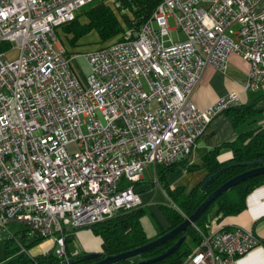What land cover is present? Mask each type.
Returning a JSON list of instances; mask_svg holds the SVG:
<instances>
[{
  "label": "built area",
  "instance_id": "1",
  "mask_svg": "<svg viewBox=\"0 0 264 264\" xmlns=\"http://www.w3.org/2000/svg\"><path fill=\"white\" fill-rule=\"evenodd\" d=\"M92 1L0 0V237L25 253L24 239L51 240L63 262L70 230L141 207L134 184L146 166L187 161L210 122L241 103L230 91L194 104L207 66L225 72L237 54L249 63L242 91L264 87V0H162L134 36L69 54L57 31ZM80 56L85 85L71 62ZM212 225L179 264H237L262 243Z\"/></svg>",
  "mask_w": 264,
  "mask_h": 264
},
{
  "label": "trees",
  "instance_id": "2",
  "mask_svg": "<svg viewBox=\"0 0 264 264\" xmlns=\"http://www.w3.org/2000/svg\"><path fill=\"white\" fill-rule=\"evenodd\" d=\"M116 1L118 6L115 8L102 0H93L83 6L75 19L62 27L66 33L71 34L69 43L75 46L80 38L92 30L96 31L101 42H111L118 39L125 29L134 36L162 0ZM80 12L87 18L86 23L80 22ZM8 49L9 44L0 43V52ZM254 105L255 101L249 104L240 103L236 106L229 107L224 112L232 124L238 126L252 118L258 112ZM223 147H230L233 152V157L228 162L220 163L217 160V156ZM257 161L264 163V128L260 127L239 134L232 142H224L208 150L202 157L201 165H189L185 161H181L163 167L158 173L157 178L163 191L170 199L171 204H161L159 208L168 221L169 227L167 229H161L156 237L183 222L216 188L232 177L256 167L257 164L255 162ZM241 163L244 164L241 165ZM200 167L207 170V176L214 173V176L208 181V184L203 190L201 186L206 178L186 196L183 195V187H172L166 181V173L168 172L179 168L193 171ZM263 183L264 173L250 177L230 187L220 194L193 224L189 225L184 232H181L175 238L140 255L126 258L113 264H143L141 263L142 261L163 253L179 237L185 235V240L172 254L160 261L150 263L179 264V261L189 255L193 250L187 242L188 235L192 237L195 245H200L201 236L197 228L206 232L212 225L213 216H217V219H220L223 216L240 212L245 206L247 194ZM212 210H214L213 215L209 214ZM146 212L147 209L139 207L130 212L120 213L113 218L86 227L94 235L101 238L102 250L100 257L97 259L81 260L80 257L84 253H79L70 258L73 260L71 264H91L105 256L134 249L155 239L156 237L147 238L140 224V217ZM44 240L43 238H34L31 240L24 239L23 241L28 250L29 247L40 244ZM3 241L5 254L0 259V264H64L63 259L56 256L52 249L36 256H30L20 251L14 237H5Z\"/></svg>",
  "mask_w": 264,
  "mask_h": 264
},
{
  "label": "crops",
  "instance_id": "3",
  "mask_svg": "<svg viewBox=\"0 0 264 264\" xmlns=\"http://www.w3.org/2000/svg\"><path fill=\"white\" fill-rule=\"evenodd\" d=\"M79 13V12H78ZM81 23H86L87 18L83 20L79 17ZM62 43L66 47L69 54L81 50L86 52L106 44L100 42L98 34L92 30L78 40L75 46L71 47L68 34L61 27L57 31ZM249 71V63L237 54H231L228 59V64L225 72L218 71L213 67L207 66L201 75L197 88L192 95V101L199 108H205L212 105L218 98L226 95L230 91H235L241 94V103L249 104L255 101V109L258 112L246 122L234 126L225 112L215 117L208 125L205 132L196 141L190 158L185 161L189 165H201L203 155L215 146L224 142L234 141L239 134L256 128H264V87L257 90L242 91L245 85ZM233 157V152L230 147H223L218 153L217 160L220 163L228 162ZM163 169V166L150 164L146 166L143 178L134 184L135 191L142 199V206L145 209L155 208L158 204H167L170 199L163 191L161 184L158 181V173ZM208 172L205 168L200 167L194 173L179 168L166 173V181L172 187H183L186 196L194 187L199 185L207 176ZM191 176L192 180L188 181L187 177ZM125 185V181L121 182ZM158 200L155 201V198ZM165 200V201H164ZM164 201V202H162ZM161 203V204H160ZM169 203V202H168ZM171 203V201H170ZM164 216V215H163ZM214 223V224H213ZM140 224L147 238H155L161 229H167L169 223L164 219L159 220L158 226L155 225L147 212L140 217ZM212 226L235 228L242 227L252 230L258 239L262 242L248 253L238 257L237 264H264V183L254 188L245 198L244 208L237 214L223 216L217 219L213 216ZM90 229H73L66 234V251L71 258L79 253H91L102 250L101 238L93 234ZM77 238L78 245L74 252L68 246L67 235ZM68 236V237H69ZM2 238V237H1ZM0 238V259L4 257V241ZM45 244L43 252L50 250L51 240L45 239L40 243Z\"/></svg>",
  "mask_w": 264,
  "mask_h": 264
},
{
  "label": "water",
  "instance_id": "4",
  "mask_svg": "<svg viewBox=\"0 0 264 264\" xmlns=\"http://www.w3.org/2000/svg\"><path fill=\"white\" fill-rule=\"evenodd\" d=\"M255 163L257 164L256 167L248 169V170L232 177L231 179L227 180L222 185H220L218 188H216L211 194H209L206 197V199L195 209V211L191 215L186 217L184 219V221L181 222L176 227L170 229L166 233L156 237L155 239L149 241L148 243H146L144 245H141V246L136 247L134 249H131V250H128V251H125L122 253H118L115 255L105 256V257L100 258L99 260H97L91 264H113V263L118 262L120 260L140 255L146 251H149V250L165 243L166 241H168L170 239L175 238L181 232H184L188 228L189 225L193 224L197 220V218L208 208V206L224 191L228 190L230 187H232V186H234V185H236L242 181H245L246 179H248L250 177L257 176L259 174H263L264 173V163H262L261 161H257ZM242 164H244V163H241V165ZM213 176H214V173L210 174L206 177V179L204 180V182L201 186L202 190L206 187V185L208 184V181ZM185 237H186L185 235H182L181 237H179L176 240V242L173 245H171L163 253L157 255L156 257L146 259V260L142 261L141 263L150 264V263H154V262H157V261H160V260L166 258L170 254H172L182 244V242L185 240ZM99 257H100V253L91 252V253H84L83 255H81L80 259L81 260H88V259H97ZM72 261H73L72 259H68V262H64V264H71Z\"/></svg>",
  "mask_w": 264,
  "mask_h": 264
},
{
  "label": "rangeland",
  "instance_id": "5",
  "mask_svg": "<svg viewBox=\"0 0 264 264\" xmlns=\"http://www.w3.org/2000/svg\"><path fill=\"white\" fill-rule=\"evenodd\" d=\"M79 17H81L83 20H85V15H83L81 12H80V16ZM168 23H169V27L171 29L174 28V21H173V18L172 17H169ZM172 34L175 36L174 33H172ZM107 43L108 42H106V44ZM68 45H70L71 47H73V45L70 44V43ZM76 51H78V53H81L82 52L81 50H77V49H76ZM13 56H14V52L13 53H9V57H13ZM71 62H72L73 69H74L76 75L78 76L79 80L82 82V84L85 85L86 84V75H87V71H88L87 64L85 62V59L80 56V57H77V58H72ZM68 149L70 151H72V150L75 149V146L74 145H69L68 146ZM196 170H193V171H190V172L191 173H194ZM190 177L191 176H188L187 177V180L188 181L192 180V178H190ZM155 201L156 202L159 201L158 200V197L155 198ZM164 201H162V202H164ZM159 202H161V201H159ZM168 202H167V204H171L170 201H168ZM147 214L150 217L151 221L155 225H157V226H158L159 220L162 221L164 219L163 213H162V211L159 208V204L155 208L147 209ZM209 214H212L213 215L214 214V210H212ZM10 229L11 230H20L21 229V226L16 225V224H12V225H10ZM81 229H85V228H81ZM86 229H88V228H86ZM72 234H74V233H70V234L67 235V240L69 239V241H68L67 244H68L69 248L72 250L71 252H74V249L78 245V241H77V238H75L74 236L70 238L69 235H72ZM6 236H7V234L4 232L3 235H2V238L6 237ZM187 242H188L189 246H191V248L194 249V248L197 247V245H195L194 240L189 235L187 237ZM44 247H45V244H42V245L41 244H37L35 246H31V247L28 248L27 254L30 255V256H36L38 254H42V253H44L43 252Z\"/></svg>",
  "mask_w": 264,
  "mask_h": 264
}]
</instances>
